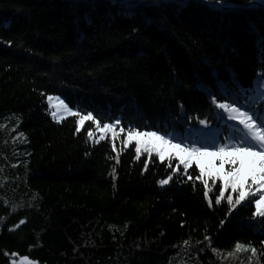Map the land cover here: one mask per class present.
<instances>
[{
    "label": "trees",
    "instance_id": "1",
    "mask_svg": "<svg viewBox=\"0 0 264 264\" xmlns=\"http://www.w3.org/2000/svg\"><path fill=\"white\" fill-rule=\"evenodd\" d=\"M253 1L0 0V264H264L250 200L229 211L237 193L217 204L196 158L123 143L135 127L214 151L243 126L209 93L264 120V6L240 7ZM48 95L73 112L53 119ZM89 112L124 131L77 130Z\"/></svg>",
    "mask_w": 264,
    "mask_h": 264
},
{
    "label": "snow or ice",
    "instance_id": "2",
    "mask_svg": "<svg viewBox=\"0 0 264 264\" xmlns=\"http://www.w3.org/2000/svg\"><path fill=\"white\" fill-rule=\"evenodd\" d=\"M115 2V0H113ZM183 6H187V0H182ZM210 3L214 4V0H209ZM232 7L230 4H224L218 6L217 10L223 11L225 8ZM260 81L264 83V71L260 73ZM234 83H238L236 80H233ZM211 101L216 105L217 108L222 109L227 113L230 120H236L241 124L245 130V137L250 139L252 143L244 144L241 141H235L231 144H224L215 148L214 151L208 152L206 148L197 147L195 144H181L173 143L167 135L161 134L159 130H137L133 127L130 130L125 132V137L123 143L127 145L130 140H135L136 153L139 156L141 150L151 153L155 152L156 157L161 160L165 159V153L170 149L174 150L170 152V156L176 157V162L183 165L185 169L188 168L189 164L192 163L193 158H196V167L200 169V177L198 179H203L205 176H211L215 181V178L219 177V192L220 195L215 198V202L219 204L221 198L224 195L225 189L231 188L233 192H236L237 195L233 201V197L229 195L228 205L229 211L240 205L242 201L246 199L250 200L252 204L255 205V211L252 213L253 217L264 218V120H260L259 124L257 123V118L249 115L248 111H243L236 106L235 103L219 102L217 103V98L214 95H211ZM49 101L54 99L53 97H48ZM55 99L59 100V97ZM51 107V104H50ZM60 108H62L65 113H72L73 110L70 109L63 101H60ZM75 115L79 116V112H75ZM53 119L59 120L60 116L57 112L51 113ZM84 119L92 121L94 125L97 126V130L103 133L105 131L109 132L111 136H117L118 131H124V129L113 130L114 125L119 124V120L113 121L111 124L104 122L101 127L97 124L96 119L93 118L92 113H87L85 116H82L80 119L76 120V128L79 130L80 125ZM201 125L208 127V121L206 119H201L199 121ZM22 135V134H21ZM93 135L91 128L88 131V136L91 138ZM258 147V150H257ZM229 152L230 155L227 158L222 155L225 152ZM178 153H185L183 159L178 155ZM206 155H211L217 157L219 164H213L212 161H205V167H200L199 158ZM147 163V161H145ZM224 164L228 165V169L225 172L220 171V167ZM172 172H175L176 169H171ZM170 178V177H169ZM205 186V196L208 195V182L203 180ZM160 185H166L168 183V178L161 179L158 182ZM255 186V187H254ZM253 192L258 195V198L253 196ZM212 201L209 200V206L211 207ZM264 223V220H261ZM24 221L21 220L20 224H23ZM224 221H221L223 224ZM18 227V226H17ZM209 238L206 236L205 240ZM261 243H264L262 241ZM242 246L237 243L235 245L236 249H240ZM215 251V250H213ZM253 254H255V249H252ZM13 256L16 254L13 253ZM12 264H16V261L13 260ZM19 264H34L28 256H23L20 258Z\"/></svg>",
    "mask_w": 264,
    "mask_h": 264
},
{
    "label": "rangeland",
    "instance_id": "3",
    "mask_svg": "<svg viewBox=\"0 0 264 264\" xmlns=\"http://www.w3.org/2000/svg\"><path fill=\"white\" fill-rule=\"evenodd\" d=\"M122 2V1H124V0H115V2ZM263 2V1H262ZM252 2H249L248 4H246V5H242V6H240V7H245V6H248V5H250ZM211 4V3H210ZM212 5V4H211ZM217 5H219L220 6V4H217ZM232 6H234V5H232ZM260 6H264V3L263 4H261ZM235 7V6H234ZM49 96H51V97H53L54 99H52L51 101H49V99H48V97ZM56 98V96L54 95V96H52V95H48L47 96V103H48V106H49V113L51 114L52 112H57L58 114H59V116H63V115H65V114H67V113H65V112H63V110H62V108H60V101H63L61 98H59V100H57V99H55ZM50 104H51V107H50ZM228 123L231 125V123L228 121ZM180 155H186L185 153H181ZM183 159V158H182ZM200 160V159H199ZM200 161H202V160H200ZM217 164H219V160L217 161ZM179 165H180V163H179ZM201 165H205V162H201ZM20 258L21 257H19V256H12L11 258H10V261H9V263L8 264H12V262H13V260H15L16 261V264H19V261H20ZM31 260V259H30ZM33 262H34V264H37L34 260H32Z\"/></svg>",
    "mask_w": 264,
    "mask_h": 264
},
{
    "label": "water",
    "instance_id": "4",
    "mask_svg": "<svg viewBox=\"0 0 264 264\" xmlns=\"http://www.w3.org/2000/svg\"><path fill=\"white\" fill-rule=\"evenodd\" d=\"M260 4H263V3H260ZM234 7V6H233Z\"/></svg>",
    "mask_w": 264,
    "mask_h": 264
},
{
    "label": "bare ground",
    "instance_id": "5",
    "mask_svg": "<svg viewBox=\"0 0 264 264\" xmlns=\"http://www.w3.org/2000/svg\"><path fill=\"white\" fill-rule=\"evenodd\" d=\"M228 137H229V135H228Z\"/></svg>",
    "mask_w": 264,
    "mask_h": 264
}]
</instances>
